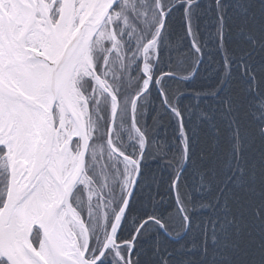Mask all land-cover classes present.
I'll use <instances>...</instances> for the list:
<instances>
[{"label": "snow or ice", "instance_id": "obj_1", "mask_svg": "<svg viewBox=\"0 0 264 264\" xmlns=\"http://www.w3.org/2000/svg\"><path fill=\"white\" fill-rule=\"evenodd\" d=\"M0 264H264V0H0Z\"/></svg>", "mask_w": 264, "mask_h": 264}]
</instances>
